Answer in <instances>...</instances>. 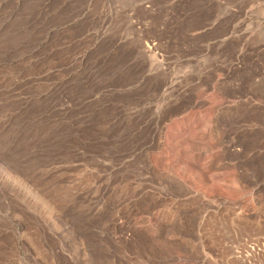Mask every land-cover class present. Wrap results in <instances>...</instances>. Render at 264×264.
I'll list each match as a JSON object with an SVG mask.
<instances>
[{
    "label": "rangeland",
    "instance_id": "rangeland-1",
    "mask_svg": "<svg viewBox=\"0 0 264 264\" xmlns=\"http://www.w3.org/2000/svg\"><path fill=\"white\" fill-rule=\"evenodd\" d=\"M0 165V264H264V0H0Z\"/></svg>",
    "mask_w": 264,
    "mask_h": 264
},
{
    "label": "bare ground",
    "instance_id": "bare-ground-1",
    "mask_svg": "<svg viewBox=\"0 0 264 264\" xmlns=\"http://www.w3.org/2000/svg\"><path fill=\"white\" fill-rule=\"evenodd\" d=\"M0 168H4L3 166L0 165ZM8 172V173H7ZM5 173H7V176L12 179L14 182L18 183L19 185H21L27 192L34 194L35 197L43 204L46 206L47 210L49 211V213H52L53 209L50 205L47 204L46 201H44L40 196H38L26 183H24L17 175H13L11 172L9 171H5Z\"/></svg>",
    "mask_w": 264,
    "mask_h": 264
},
{
    "label": "crops",
    "instance_id": "crops-1",
    "mask_svg": "<svg viewBox=\"0 0 264 264\" xmlns=\"http://www.w3.org/2000/svg\"><path fill=\"white\" fill-rule=\"evenodd\" d=\"M185 188H186L185 186H182V187H181V191H182L183 193L186 192V189H185ZM184 191H185V192H184ZM186 208H187V207H186ZM186 208H185V209H186ZM184 211H185V210L182 209L181 212L183 213ZM187 211H188V209H187Z\"/></svg>",
    "mask_w": 264,
    "mask_h": 264
}]
</instances>
